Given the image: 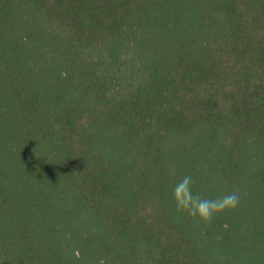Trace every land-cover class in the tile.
Instances as JSON below:
<instances>
[{
  "label": "trees",
  "instance_id": "16d2710c",
  "mask_svg": "<svg viewBox=\"0 0 264 264\" xmlns=\"http://www.w3.org/2000/svg\"><path fill=\"white\" fill-rule=\"evenodd\" d=\"M0 264H264V0H0Z\"/></svg>",
  "mask_w": 264,
  "mask_h": 264
},
{
  "label": "clouds",
  "instance_id": "9594fccd",
  "mask_svg": "<svg viewBox=\"0 0 264 264\" xmlns=\"http://www.w3.org/2000/svg\"><path fill=\"white\" fill-rule=\"evenodd\" d=\"M175 175V173H172ZM193 178L183 176L173 186V201L176 211L186 215L197 223L209 225L214 217L237 208L240 201L238 192H226L216 198H205L194 194L192 190Z\"/></svg>",
  "mask_w": 264,
  "mask_h": 264
}]
</instances>
